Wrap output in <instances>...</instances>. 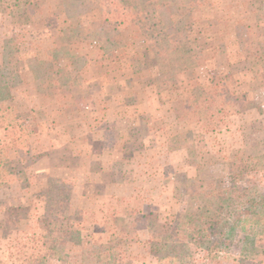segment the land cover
Returning a JSON list of instances; mask_svg holds the SVG:
<instances>
[{
    "label": "rangeland",
    "instance_id": "1",
    "mask_svg": "<svg viewBox=\"0 0 264 264\" xmlns=\"http://www.w3.org/2000/svg\"><path fill=\"white\" fill-rule=\"evenodd\" d=\"M192 1L172 21L189 22L191 41L213 37L223 49L205 52V63L178 75L134 35V26L121 27L116 61L110 62L96 38V13L66 20L54 15L51 1L38 25L14 27L0 15V69L9 85L0 96V122L21 115L13 130L0 129V146L14 170V184L0 189V264H91L82 248L107 242L124 247L132 264H154L148 222L163 225L193 207L191 188L264 195V78L237 37L240 25L258 23L254 8L244 4L257 0ZM258 1L264 11V0ZM260 23L262 36L254 38L264 41ZM79 24V47L88 54L80 75L89 94L85 109L66 113L60 110L63 101L56 103L36 79L32 60L51 61L48 51L65 38L61 29ZM59 61L77 75L68 53ZM199 87L217 88L222 101L226 92L233 95L235 113L221 105L209 120L208 114L181 111ZM18 129L21 141L12 147ZM26 142L37 158L31 164L20 158ZM54 179L64 181L63 187H51ZM146 207L150 220H137ZM230 237L221 264H240L244 247L263 232L249 226Z\"/></svg>",
    "mask_w": 264,
    "mask_h": 264
},
{
    "label": "trees",
    "instance_id": "2",
    "mask_svg": "<svg viewBox=\"0 0 264 264\" xmlns=\"http://www.w3.org/2000/svg\"><path fill=\"white\" fill-rule=\"evenodd\" d=\"M51 1L57 5L54 15L60 14L66 20L97 14L96 20H101V24L96 38L102 44L101 50L110 62L116 61L113 53L119 42L115 36H118L123 26L136 27L134 35L142 37V42L148 46L147 48L152 49L157 58L168 62L170 70L175 75L182 73L186 68H196L205 63L209 55L205 52L212 51L216 54L222 48L221 44L215 45L213 37L207 41H191L189 31L186 29L189 22L172 21L175 11L194 5L195 1L192 0H0V15L9 18L14 27L38 25L44 20L43 14ZM244 4L254 8L258 23L240 25L241 28H237V37L241 42L242 52L248 55L247 58H252L253 62L256 60L254 64L258 65V69L255 72H262L263 79L264 41L254 37L262 36L260 22L264 21V11L260 9L258 0L244 1ZM62 31L65 38L61 40L60 46L48 51L52 60L36 58L32 60L34 63L32 66L36 71L34 72L36 79H40L42 84L49 87L56 103L63 101L60 105L61 112L81 111L85 109L84 98L89 94V89L80 75L88 65V54L79 47L84 40V30L79 24L74 29H61ZM74 46L76 49H72ZM260 52L262 57L258 55ZM67 53L71 58V67L75 66L78 71L75 77L72 70L60 65L59 59H65ZM5 73V69H0V96L6 94L9 89ZM212 90L214 92L209 94ZM217 90L208 87L195 89L190 100L182 103L181 111H186L188 116L204 117L201 114H208V119L213 120L220 112L219 106L223 105L227 113L234 114L238 99L231 94L227 95L226 92V97L222 101L217 95ZM10 118L7 123L0 122V129L13 130L14 122L19 121L21 115L16 114ZM22 130L13 132L14 138L10 141L12 142L10 146L17 147V143L21 141ZM29 132L33 133L34 130L30 129ZM26 144L24 151L19 150L20 158L29 160L31 164L36 162L37 158L32 154L28 142ZM5 149L6 147L0 146V189L10 188L14 184V170ZM255 161L257 159L252 161L253 165ZM51 181V187L56 188L63 187L65 183L56 179ZM191 190L193 192L190 194V200L194 206L184 208L166 224L152 222L149 207L145 208L140 218H136L150 220L146 227L149 237L147 243L150 244L149 251L156 249L153 252L154 264H221L225 260L223 254H227L232 246L230 233L245 231L249 226L259 228L263 232V237L244 247L239 262L264 263V195L254 192L238 194L229 188L208 190L200 187ZM158 229L160 233L157 235ZM90 246L83 247L82 254L91 264H132V258L120 244L91 243Z\"/></svg>",
    "mask_w": 264,
    "mask_h": 264
},
{
    "label": "crops",
    "instance_id": "3",
    "mask_svg": "<svg viewBox=\"0 0 264 264\" xmlns=\"http://www.w3.org/2000/svg\"><path fill=\"white\" fill-rule=\"evenodd\" d=\"M103 141V140H102Z\"/></svg>",
    "mask_w": 264,
    "mask_h": 264
}]
</instances>
